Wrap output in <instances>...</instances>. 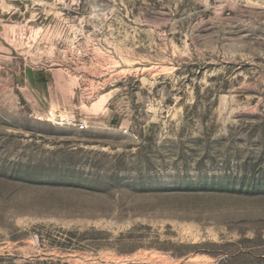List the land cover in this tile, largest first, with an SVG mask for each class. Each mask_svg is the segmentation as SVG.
I'll return each instance as SVG.
<instances>
[{"label": "rangeland", "instance_id": "obj_1", "mask_svg": "<svg viewBox=\"0 0 264 264\" xmlns=\"http://www.w3.org/2000/svg\"><path fill=\"white\" fill-rule=\"evenodd\" d=\"M219 263L264 264V0H0V264Z\"/></svg>", "mask_w": 264, "mask_h": 264}, {"label": "built area", "instance_id": "obj_2", "mask_svg": "<svg viewBox=\"0 0 264 264\" xmlns=\"http://www.w3.org/2000/svg\"><path fill=\"white\" fill-rule=\"evenodd\" d=\"M77 128L80 129V130H82L84 128V125L83 124H78L77 125Z\"/></svg>", "mask_w": 264, "mask_h": 264}, {"label": "trees", "instance_id": "obj_3", "mask_svg": "<svg viewBox=\"0 0 264 264\" xmlns=\"http://www.w3.org/2000/svg\"><path fill=\"white\" fill-rule=\"evenodd\" d=\"M220 264V263H219Z\"/></svg>", "mask_w": 264, "mask_h": 264}]
</instances>
